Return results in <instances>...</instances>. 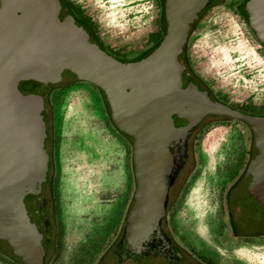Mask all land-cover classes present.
<instances>
[{
    "label": "water",
    "instance_id": "95a60500",
    "mask_svg": "<svg viewBox=\"0 0 264 264\" xmlns=\"http://www.w3.org/2000/svg\"><path fill=\"white\" fill-rule=\"evenodd\" d=\"M211 1L162 0L164 30L157 44L138 59L120 60L62 0H0V246L17 264L44 260L48 222L40 209L50 155L45 101L54 83L77 79L97 88L113 126L130 142L134 188L112 250L118 261L159 260L155 255L172 248L161 229L168 189L184 163L187 138L204 118L248 128L245 190L264 205V113L214 101L182 63L187 31ZM243 10L264 46V0H245ZM25 81L38 87L22 93L17 84ZM29 195L37 200L27 205Z\"/></svg>",
    "mask_w": 264,
    "mask_h": 264
},
{
    "label": "rangeland",
    "instance_id": "374dc122",
    "mask_svg": "<svg viewBox=\"0 0 264 264\" xmlns=\"http://www.w3.org/2000/svg\"><path fill=\"white\" fill-rule=\"evenodd\" d=\"M244 1H211L188 29L183 52L212 96L261 114L264 47L247 24ZM63 2L98 44L121 60L146 53L163 33L162 0ZM17 87L33 88V82ZM45 103L54 196V242L45 264H95L115 247L132 200L130 142L113 127L88 82L54 83ZM199 125L190 138L180 187L171 197L167 225L206 264H264V234L224 241L222 195L230 180L246 170L250 131L225 118ZM0 264H17L1 246Z\"/></svg>",
    "mask_w": 264,
    "mask_h": 264
},
{
    "label": "flooded vegetation",
    "instance_id": "af4514ba",
    "mask_svg": "<svg viewBox=\"0 0 264 264\" xmlns=\"http://www.w3.org/2000/svg\"><path fill=\"white\" fill-rule=\"evenodd\" d=\"M63 1V0H62ZM213 2V0H212ZM211 3V2H210ZM67 9L69 7L66 5ZM70 11V10H69ZM197 17V16H196ZM78 19V18H77ZM78 21L87 29V31L93 36L91 31L88 29L87 24L78 19ZM188 33V31H187ZM94 37V36H93ZM95 39V38H94ZM97 41V40H96ZM182 63L184 65L186 73L189 77L194 81L201 90H203L206 95L210 96L214 101L218 103H222L220 100L212 96L211 92L208 88L202 83V81L193 73L190 69L182 48ZM38 87V84L33 82V88H28L24 90H20L22 93L30 92L35 90ZM49 92V90H48ZM46 106V103H45ZM222 119V118H219ZM218 118L209 117L204 118L200 122L204 123L207 121H215ZM196 126L194 130L191 132L186 141V156L184 159V163L182 167L178 170L173 183L168 189V198L166 203L165 212L163 215V219L161 222V229L165 236L168 238L170 246L172 247L170 250H167L163 255H155L156 259H140L144 264H206L200 258L191 253L187 248H185L178 240H176L168 225V208L170 206L171 197L175 190H178L180 187L179 180L181 179V172L184 170L185 165L187 163V151L190 146V138L193 132L199 127ZM46 133H47V141L50 139V134L47 126V117H46ZM245 172H239L235 175L228 185L225 187L222 195V211L224 216V221L226 225V230L224 234V241H235L246 238H255L264 234V205L258 203L250 194L245 190V182L247 180V175ZM51 173H50V156L48 161V170L46 173V179L42 184V193L41 198L44 200V204L40 209V214L45 216L48 226L45 232V238L47 239L46 250L44 255L43 264L46 263L47 258L50 255V249L53 245V233H54V196L53 189L51 184ZM131 183H132V191L134 188V178L131 166ZM177 192V191H176ZM26 200V199H25ZM37 200L36 196L29 195L27 197V205L32 204ZM125 216V215H124ZM124 220V217H123ZM131 261L135 264L134 259H126L125 261ZM95 264H125L123 261H118L117 255L110 252V254H106L100 256L99 260L95 262Z\"/></svg>",
    "mask_w": 264,
    "mask_h": 264
},
{
    "label": "trees",
    "instance_id": "16d2710c",
    "mask_svg": "<svg viewBox=\"0 0 264 264\" xmlns=\"http://www.w3.org/2000/svg\"><path fill=\"white\" fill-rule=\"evenodd\" d=\"M244 3V2H243ZM242 8H243V4H242ZM70 10V13L77 19V17H76V14L73 12V10L72 9H69ZM160 14H161V18H162V20H163V16H162V7H161V12H160ZM78 20V19H77ZM164 21V20H163ZM89 29V28H88ZM90 30V29H89ZM164 30V29H163ZM163 30H162V32H163ZM95 38V37H94ZM160 39V38H159ZM159 39L157 40V42L159 41ZM96 40V39H95ZM157 42L146 52V53H144V54H142V55H140V56H138V57H136L135 59H138V58H140V57H142V56H144L145 54H147L156 44H157ZM261 44V43H260ZM262 45V44H261ZM263 46V45H262ZM264 47V46H263ZM121 60V59H120ZM130 60V59H129ZM97 91H98V93H99V95H100V97H101V99H102V103L105 105V110H106V114L108 115V117H109V112H108V108H107V105H106V102H105V100H104V97H103V94L97 89V88H95ZM239 110H241V111H244V112H248V113H253V112H250V111H247V110H243V109H239ZM264 113V112H263ZM110 119V118H109ZM111 121V120H110ZM112 123V122H111ZM113 125V124H112ZM114 127V126H113ZM115 128V127H114ZM118 132H120V131H118ZM122 135H124L122 132H120ZM134 261H136V264H139L141 261H140V259H138V260H135L134 259Z\"/></svg>",
    "mask_w": 264,
    "mask_h": 264
}]
</instances>
